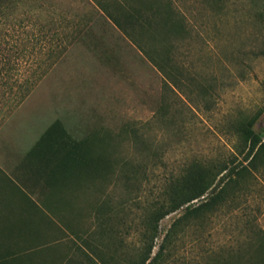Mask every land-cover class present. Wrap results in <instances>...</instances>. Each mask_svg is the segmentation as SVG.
Listing matches in <instances>:
<instances>
[{
    "label": "rangeland",
    "instance_id": "rangeland-1",
    "mask_svg": "<svg viewBox=\"0 0 264 264\" xmlns=\"http://www.w3.org/2000/svg\"><path fill=\"white\" fill-rule=\"evenodd\" d=\"M163 1L178 12L184 31L159 42L135 28L124 35L95 14L89 0L15 4V13L27 14L38 26L59 37L73 35L51 43L66 47L55 48L60 57L50 67L37 64L49 53L47 41L36 44L20 34L15 47L3 45L5 58L14 61L17 84L44 74L17 107L0 81V148L24 150L30 143L14 140L29 139L35 123L43 129L59 120L76 140L98 132L96 150L114 164L109 178L63 182L59 212L64 215L48 218L49 228L42 230L50 242L43 255L47 264L141 262L150 210L191 164L210 165L215 173L226 164L239 166L247 151L244 126L263 143L253 166L226 187V202L218 210L178 227L153 260L184 210L162 219L145 264H240L239 255L264 233V0ZM81 18L88 28L76 33L73 26ZM141 47L179 69L181 91L165 85ZM42 115L45 119L37 120Z\"/></svg>",
    "mask_w": 264,
    "mask_h": 264
},
{
    "label": "trees",
    "instance_id": "trees-1",
    "mask_svg": "<svg viewBox=\"0 0 264 264\" xmlns=\"http://www.w3.org/2000/svg\"><path fill=\"white\" fill-rule=\"evenodd\" d=\"M17 2L18 0H0V81L9 94L12 93L16 107L28 97L32 87L38 79H41L44 72L35 77L34 81L24 80L23 83L17 84L19 78L13 79L16 69L11 67L14 61L10 63V58H5L3 45L10 44L11 48L15 47L20 34L25 35L26 41H35L36 44L47 41V44L51 45L48 48L49 53L45 61L37 64L44 63L50 67L60 57L55 48L64 50L66 47L61 43L63 46L60 48L61 45L58 43L63 39L69 40L73 35L71 31L59 37L57 32L45 26H38L37 21L27 14L15 13ZM89 2L92 3L95 14L103 15L128 37L131 36L130 31L134 28L142 32L145 37L152 39L153 42L167 38L171 33L177 32V29L180 32L184 31L182 18L168 1L89 0ZM82 18L73 26V31L76 33H82L85 28H88L86 21ZM55 41L58 43L52 46L51 43ZM26 49L27 46L21 48L24 58ZM160 49L159 51L163 54L164 51L166 52L163 46ZM140 50L162 74L165 85L181 91L179 69L173 66L166 67L169 61L165 56L161 59L157 58L156 56L159 55L157 51L151 52L143 47ZM262 54L264 55V52ZM14 86L19 92H13ZM161 109L163 110L162 107ZM241 132L247 141V151L239 162V166L226 164L215 173V169L210 165L202 166L195 163L184 169L182 174L171 183L165 200L155 205L149 212L147 250L142 261L134 264H145L150 258L155 247L154 240L158 235V224L166 216L182 208L184 210V214L172 223L153 260L163 253L165 241L174 235L178 227L187 225L190 220L199 219L205 213H213L226 202V187L236 182L237 178L244 177L248 166H253L256 152L263 144L260 136L250 126H244ZM99 140L98 132H92L76 140L65 130L61 121L55 120L26 153L24 167L29 171L32 180L41 179L48 187L56 189L59 188L62 180L66 184L65 180L69 178L84 179L85 183H89L93 178H109L114 175V164L104 153L96 150ZM219 176L220 178L214 185ZM199 201L201 204L194 207ZM36 220L38 219L29 217L15 218L12 228L11 224L9 225V231L5 237L10 245L0 249V264H47L43 255L45 251L50 250V242L42 233V230L46 229L42 226L44 221L39 218L40 226L37 227ZM13 244L16 245L13 246ZM239 258L244 260L240 264H264L263 232L255 235L249 250L239 255Z\"/></svg>",
    "mask_w": 264,
    "mask_h": 264
},
{
    "label": "crops",
    "instance_id": "crops-1",
    "mask_svg": "<svg viewBox=\"0 0 264 264\" xmlns=\"http://www.w3.org/2000/svg\"><path fill=\"white\" fill-rule=\"evenodd\" d=\"M38 118L39 121L45 119L43 115ZM37 125L38 123H35L33 127H30L29 139L26 136L25 138H18V141L14 140L15 143L20 144L22 142L23 144L30 143L26 149L0 148V153L3 154L4 158L0 159V249L10 245L5 236L9 231L10 224L12 228L15 218H37L38 220L35 222L37 227L40 226L39 218H42L44 221L42 226L48 229V218L64 215L59 212L62 211L59 204L63 180L59 188H50L41 179L32 180L29 171L24 167L26 153L51 124L43 127V129ZM15 245L13 244V246Z\"/></svg>",
    "mask_w": 264,
    "mask_h": 264
}]
</instances>
